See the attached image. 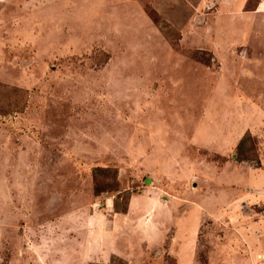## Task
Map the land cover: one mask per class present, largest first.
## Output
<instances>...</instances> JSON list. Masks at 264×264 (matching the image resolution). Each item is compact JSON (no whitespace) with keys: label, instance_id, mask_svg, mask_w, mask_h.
Masks as SVG:
<instances>
[{"label":"rangeland","instance_id":"374dc122","mask_svg":"<svg viewBox=\"0 0 264 264\" xmlns=\"http://www.w3.org/2000/svg\"><path fill=\"white\" fill-rule=\"evenodd\" d=\"M0 264H264V0H0Z\"/></svg>","mask_w":264,"mask_h":264},{"label":"trees","instance_id":"16d2710c","mask_svg":"<svg viewBox=\"0 0 264 264\" xmlns=\"http://www.w3.org/2000/svg\"><path fill=\"white\" fill-rule=\"evenodd\" d=\"M21 94H22V91H16V93L14 92L11 94L13 102L10 101L8 103V105L5 106L4 114H8V113L11 114L13 112H23L25 110L26 96H25V93H23L22 95ZM248 141L249 142L251 141V135L250 134L245 136V138L241 141V143L239 145L238 155H237V157H239V161L250 160L249 159L250 158L249 152H248L250 150V148H248V146H247Z\"/></svg>","mask_w":264,"mask_h":264},{"label":"water","instance_id":"95a60500","mask_svg":"<svg viewBox=\"0 0 264 264\" xmlns=\"http://www.w3.org/2000/svg\"><path fill=\"white\" fill-rule=\"evenodd\" d=\"M195 182L196 183L193 184V187H194V189H197L199 187V185H198L197 181H195Z\"/></svg>","mask_w":264,"mask_h":264}]
</instances>
